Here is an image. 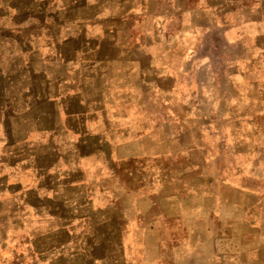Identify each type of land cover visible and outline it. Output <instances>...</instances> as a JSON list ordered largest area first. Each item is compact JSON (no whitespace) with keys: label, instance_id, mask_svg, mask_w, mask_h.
Returning a JSON list of instances; mask_svg holds the SVG:
<instances>
[{"label":"rangeland","instance_id":"rangeland-1","mask_svg":"<svg viewBox=\"0 0 264 264\" xmlns=\"http://www.w3.org/2000/svg\"><path fill=\"white\" fill-rule=\"evenodd\" d=\"M0 41L25 56L0 73V251L223 264L264 213V0H0Z\"/></svg>","mask_w":264,"mask_h":264},{"label":"crops","instance_id":"crops-1","mask_svg":"<svg viewBox=\"0 0 264 264\" xmlns=\"http://www.w3.org/2000/svg\"><path fill=\"white\" fill-rule=\"evenodd\" d=\"M26 43V42H24ZM2 42L0 41V73L2 70V75H6V72L2 67L5 63L9 64L10 66H14L16 61L23 60L25 64V56L22 57L21 54L12 56L11 51L8 49L1 51ZM5 45V44H4ZM7 48L9 46L12 47V44L7 42ZM24 64L21 69L22 72L14 71L12 74L23 75L26 69H24ZM27 71V70H26ZM23 73V74H22ZM14 94V93H13ZM13 94L10 97H13ZM18 109V108H16ZM25 109H22V112ZM17 114H21L19 111ZM8 190L15 192L16 189ZM264 191V190H263ZM18 193V191H17ZM264 194V192H262ZM262 208L264 210V197L262 199ZM256 220V221H255ZM243 223L246 226L247 234L244 235L241 232L231 233L230 235H224L225 238H221L224 241H218L220 238H216L217 240L214 243L213 251L220 255V259H214L216 262H221L223 264H264V213L260 217H256L253 220L244 219ZM27 242L21 241L19 242L21 249H6L0 251V264H75L72 261L64 263L63 252L58 250H47L45 241L44 245L41 247L38 246V250L31 249V245H25V243H30L32 238L25 237ZM37 237H35L36 239ZM40 238V237H38ZM36 240H33V243ZM17 243V241H15ZM42 248V249H41ZM205 249V248H204ZM200 254L199 259L205 255L203 248L197 249ZM195 250V251H197ZM127 253V252H126ZM125 253L123 264H133L131 258ZM190 254H186L183 258V262L179 264H192V258ZM170 264H174L175 259H167ZM193 264H201L193 263ZM207 264V263H203ZM216 264V263H215Z\"/></svg>","mask_w":264,"mask_h":264}]
</instances>
